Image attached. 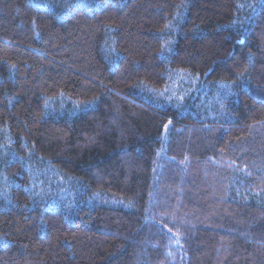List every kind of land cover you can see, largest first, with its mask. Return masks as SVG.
I'll list each match as a JSON object with an SVG mask.
<instances>
[{
    "label": "trees",
    "instance_id": "trees-1",
    "mask_svg": "<svg viewBox=\"0 0 264 264\" xmlns=\"http://www.w3.org/2000/svg\"><path fill=\"white\" fill-rule=\"evenodd\" d=\"M2 179L0 264H264V0H0Z\"/></svg>",
    "mask_w": 264,
    "mask_h": 264
},
{
    "label": "rangeland",
    "instance_id": "rangeland-1",
    "mask_svg": "<svg viewBox=\"0 0 264 264\" xmlns=\"http://www.w3.org/2000/svg\"><path fill=\"white\" fill-rule=\"evenodd\" d=\"M196 83L197 80L190 78L187 74H172L164 90H147L148 95L144 98L149 102L155 101L157 104L179 105L182 104L186 98H188L190 93H193V91L196 90ZM201 88L202 92L200 95V105H202L201 103H205L206 99L204 98L209 91L208 87L201 86ZM219 89L221 90L222 88ZM216 94H219V92H217ZM149 95L152 96V99L154 101L150 99ZM208 101L210 102L211 99H209ZM79 105L83 107V110H85V106H88V104L85 105L84 103ZM74 106H72L73 108L69 110L74 111ZM3 183L4 179H2V181L0 182L1 196H5L2 189V187L4 186ZM30 184V190H33L35 194L37 192L36 195H38V197L49 198V200L52 201L65 199V203L69 206L73 204V200L75 202L76 197L73 192L74 190H70L72 186L69 185L68 181L65 178H62L61 175L51 167L44 166L41 168H34L30 173Z\"/></svg>",
    "mask_w": 264,
    "mask_h": 264
},
{
    "label": "snow or ice",
    "instance_id": "snow-or-ice-1",
    "mask_svg": "<svg viewBox=\"0 0 264 264\" xmlns=\"http://www.w3.org/2000/svg\"><path fill=\"white\" fill-rule=\"evenodd\" d=\"M232 93H231V90L230 89H228V88H226L225 89V92H224V95H231ZM169 124H171L172 123V121L171 120H169V122H168ZM168 127V125H165V128H167Z\"/></svg>",
    "mask_w": 264,
    "mask_h": 264
}]
</instances>
